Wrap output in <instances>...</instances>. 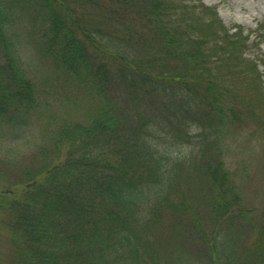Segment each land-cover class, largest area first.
Instances as JSON below:
<instances>
[{
    "label": "trees",
    "instance_id": "trees-1",
    "mask_svg": "<svg viewBox=\"0 0 264 264\" xmlns=\"http://www.w3.org/2000/svg\"><path fill=\"white\" fill-rule=\"evenodd\" d=\"M189 1L0 0V121L26 124L39 106L7 32L13 8L43 21L42 53L97 99L83 122L53 129L18 176H0L11 264H190L173 256L175 240L177 252L206 248L200 264H264V221H251L223 163L204 159L207 142L184 125L194 109L222 114L217 62L247 38ZM178 145L189 154L174 156ZM197 174L201 188L186 190L181 179ZM225 240L237 256L218 251Z\"/></svg>",
    "mask_w": 264,
    "mask_h": 264
},
{
    "label": "rangeland",
    "instance_id": "rangeland-1",
    "mask_svg": "<svg viewBox=\"0 0 264 264\" xmlns=\"http://www.w3.org/2000/svg\"><path fill=\"white\" fill-rule=\"evenodd\" d=\"M189 3L197 5L198 1L190 0ZM201 3L204 7L215 10L223 26L230 28L227 35L240 29L241 37L247 40L233 57L225 54L217 62V66L222 67L217 69L214 81L221 86L219 93L222 114L215 116V113L194 109L185 115V129L191 137L200 134L205 139L208 148L204 149V159L223 163L240 193L242 203L249 210L247 212L251 221L263 222L264 0H201ZM32 12L19 7L6 13L10 20L7 32L17 38V58L36 87L39 106L30 114L26 124L14 125L0 121V176L7 172L18 176L20 169L30 163L31 156L47 142L48 134L53 129L63 121L83 122L97 100L84 93L81 87L63 74L55 62L42 53L47 31L43 21L37 19ZM194 13L202 16L200 10ZM225 68L227 70L224 73ZM142 107L146 109L145 106ZM194 116L199 117V125L196 119L191 121ZM183 147L178 145L173 148L174 156L180 155L179 150L183 154H189V147H186L188 151ZM194 147L197 152L193 163L200 166L198 161L203 149L196 144ZM180 173L185 177L188 171L183 168ZM191 175L193 179L196 174ZM199 176L197 174L194 180L187 183V179H181V184L188 191L201 188ZM200 179L205 182L201 177ZM203 213L208 216L206 210ZM5 224L6 215L0 212V264H11L12 248ZM239 226L240 223L236 222L235 228ZM250 230L244 231L243 239L250 236ZM251 235L253 236L252 230ZM176 243L175 240L174 246H171L173 256L181 253L182 258L189 260L190 264L204 262L207 251L199 243H186L183 247L180 246L179 252L176 251ZM230 243L231 241L225 240L218 251L237 256L240 253L239 246Z\"/></svg>",
    "mask_w": 264,
    "mask_h": 264
}]
</instances>
